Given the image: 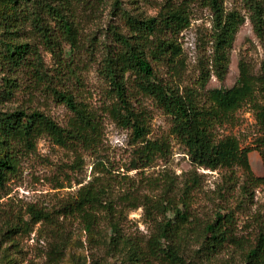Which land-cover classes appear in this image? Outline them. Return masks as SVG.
Segmentation results:
<instances>
[{
  "label": "trees",
  "instance_id": "1",
  "mask_svg": "<svg viewBox=\"0 0 264 264\" xmlns=\"http://www.w3.org/2000/svg\"><path fill=\"white\" fill-rule=\"evenodd\" d=\"M224 1L203 0L213 14V30L212 67L200 70L197 85L201 90L205 89L212 74L220 80L227 75L230 52L239 28L245 22L238 10H225ZM85 2L54 0L35 5L34 0H0V29L5 37L0 41L3 49L0 59L7 74L4 94L11 95L18 87L14 76L26 67L33 74L34 84H43L44 89L71 112L67 123L60 125L36 108L0 109V189L19 174L22 159L36 149L42 136L50 137L59 146L79 145L89 150H94L101 141L102 120L97 112L86 102L78 100L71 90L56 85L54 80L58 77L48 78L37 55L38 47L21 36L28 22L32 32L41 35L51 51L59 53L60 60L63 54L61 40L72 50L77 49L76 8ZM122 19L128 33H122L118 26L112 27L115 46L107 51L101 73L113 95L109 115L117 126L130 132L133 142L140 143L132 169H145L170 151L167 141L148 138L151 127L146 110L141 108L138 100L139 97H148L172 118L171 133L187 150L194 171L180 188L169 176L141 178L131 183H126L130 178L124 176L121 179L125 181V190L115 196L117 177L98 163L95 172L99 175L80 187L74 196L63 200L57 211L31 206L28 210L30 222H0V234L6 239L22 232L29 234L38 223L48 224L56 238L51 253L58 258L66 241L60 236L56 216H76L88 233H96L100 224L106 223L111 233V247L124 250L128 264H155L158 261L185 264L180 255V242L189 236L192 225L198 220L193 209L201 177L198 169L217 171L228 192L239 183V177L243 178L239 191L244 197L264 186V176L254 174L249 160V153L258 150L264 168V66L261 73L254 76L248 64L240 62L239 78L230 89H211L204 95L191 89L181 90L177 83L164 79L161 68L168 67L175 76L178 74L183 54L178 37L190 26L189 9L165 0L155 16L123 11ZM250 19L257 37L264 39V7L253 5ZM31 54L36 56L31 57ZM65 69L71 73L70 68L65 66ZM245 104L252 105L261 131L256 147L243 148L235 136L216 139V128L232 122L234 113ZM155 190L157 194H154ZM140 207L156 223V233L145 245L122 232L125 209ZM202 231V247L212 255L228 246L248 247L243 264H264L262 228L252 242H246L239 236L234 209L217 208L205 221Z\"/></svg>",
  "mask_w": 264,
  "mask_h": 264
},
{
  "label": "rangeland",
  "instance_id": "2",
  "mask_svg": "<svg viewBox=\"0 0 264 264\" xmlns=\"http://www.w3.org/2000/svg\"><path fill=\"white\" fill-rule=\"evenodd\" d=\"M34 1L37 2L35 5L54 2ZM164 2L165 0H86L76 8L77 49L72 50L70 45L60 39L63 52L60 60L59 53L51 51L44 44L42 36L32 32L28 22L25 24L21 36L38 47L37 55L48 78L54 75L58 77L54 80L56 85L71 90L78 100L86 102L100 116L101 141L94 150H89L79 145H56L48 136L39 138L36 149L22 159L19 174L0 189V222H30L28 210L31 206L57 211L63 200L74 196L80 187L99 175L95 172L98 163H102L107 172L117 177L114 184L115 196L125 190V181L121 179L124 176L130 178L126 183L138 182L141 178L156 179L169 176L180 188L194 171L187 150L171 133L172 118L166 115L153 99H138L141 108L146 110L151 127L148 138L152 141H167L170 151L156 158L145 169H132L137 160L136 149L140 143L133 142L130 132L117 126L108 113L113 95L101 69L107 51L115 46L112 27L118 26L120 31L126 34L128 28L122 19L123 11L155 16ZM172 2L189 9L190 26L178 37L183 48L182 65L179 66L178 74L175 76L168 67L162 66L161 75L164 79L177 83L181 90L191 89L204 95L211 89L232 88L239 78V63L242 61L248 64L254 76L261 73L264 66V39L255 34L250 16L252 6L260 4L264 7V0L224 1L225 10H238L245 17V22L239 28L230 52L227 75L220 80L212 74L204 90L199 89L197 80L202 68L212 67L213 14L204 5L203 0ZM56 31L59 36L58 30ZM4 39L0 29V41ZM2 53L0 45V57ZM65 66L70 68L71 73ZM14 77L18 87L11 95H5L7 74L0 59V109L36 108L44 111L60 125L67 123L71 117L70 110L58 103L50 91L44 89L43 84H34L29 68H22ZM214 133L216 139L235 136L243 148H255L261 131L252 105L242 106L234 113L232 122L218 126ZM249 160L254 174L264 176L258 150L253 149L249 153ZM197 172L201 177L193 209L198 220L192 225L189 236L180 242V255L185 264H243L248 249L246 246L245 249L228 246L216 255L204 249L203 226L217 208L229 207L236 211L239 236L246 242H252L259 228H262L264 233V186L244 197L239 191L243 178L239 177V183L228 192L217 171L201 168ZM157 192L155 190L154 194ZM124 214V236L145 245L156 233L155 221L145 215L142 207L135 210L125 209ZM56 220V225L61 231L60 236L65 237L66 241V246L58 258L51 253L56 241L52 227L38 223L29 234L22 232L6 239L0 234V264H128L124 250L111 247V233L106 228V223L102 222L96 233H88L76 216L60 215L56 216ZM155 264L165 263L158 261Z\"/></svg>",
  "mask_w": 264,
  "mask_h": 264
}]
</instances>
